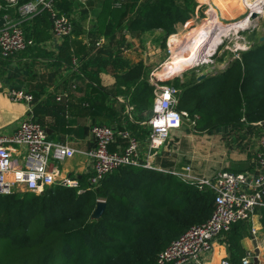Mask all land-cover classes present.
<instances>
[{
  "label": "trees",
  "instance_id": "1",
  "mask_svg": "<svg viewBox=\"0 0 264 264\" xmlns=\"http://www.w3.org/2000/svg\"><path fill=\"white\" fill-rule=\"evenodd\" d=\"M74 1L53 0L54 9L69 17L73 26L56 60L71 67L85 53L73 49L74 44L83 48L81 41L70 42L71 36H77ZM100 4L98 32L110 27L106 35L114 37L117 29L160 30L165 48L167 38L176 33L175 26L189 21L197 6L195 0H127L120 5L102 0ZM12 12L2 10L0 16L12 17ZM31 20L22 23L26 38L38 45L50 39V13L43 10ZM38 45L27 50H43ZM15 56L0 60L8 62ZM145 72L139 62L116 76L119 86L136 90L130 101L138 110L149 109L154 100V87ZM186 72L182 80L175 75L163 84L177 90L176 109L187 113L195 132L264 125V41L240 52L222 72L203 80L197 81L193 73L187 77ZM34 120L44 125L43 119ZM99 200L106 206L95 220L91 215ZM213 208L211 190L130 166L105 176L96 188L81 177L77 187L55 185L40 195H0V264H156L161 251L190 227L207 221ZM246 223L238 222L224 234L229 264H242L240 240L246 234ZM260 223L264 230V208Z\"/></svg>",
  "mask_w": 264,
  "mask_h": 264
},
{
  "label": "crops",
  "instance_id": "2",
  "mask_svg": "<svg viewBox=\"0 0 264 264\" xmlns=\"http://www.w3.org/2000/svg\"><path fill=\"white\" fill-rule=\"evenodd\" d=\"M101 1L91 0L85 5L73 2L74 30L77 36H71L70 42L81 41L83 48L73 43V49H83L85 53L79 54L78 61L73 60L75 65L72 67L56 60L64 39L55 41L52 37L43 41V47H39L43 50L21 52L8 62L0 60V131L11 133L20 120L31 117L33 120L43 119L44 125L39 124L45 129L50 141L80 150L93 147L91 128L94 125L128 131L141 144L144 143L149 131L147 120L151 115L153 102L149 109L138 110L130 101L136 90L131 87L127 91L124 86H119L116 76L141 62L146 70V80L150 82L156 76L154 70H157L150 71L149 65H156L155 68L163 65L165 56L168 55V39L178 36L182 28H187L202 15L208 18L211 11L216 10L212 6L217 7L219 2L195 0L197 6L191 19L175 26L176 33L167 38L165 48L160 30L141 33L117 29L114 37L106 35L110 32V27L98 32L96 18L101 12ZM10 9H13L10 18L18 21L21 27L24 21H32V17L23 19L15 7ZM3 16H0V21ZM158 77L162 78L161 75ZM179 78L182 80L183 74ZM11 90H23L32 95L33 101L29 106L26 103L12 102L8 95ZM57 97H61V100L57 101ZM263 132L264 125L261 123L220 127L207 133H197L194 129L175 130L171 133L169 144L160 149L152 159L153 164L175 172L188 166L196 178L213 179L221 171L255 173L258 141ZM123 146V142L117 139L109 150L121 151ZM146 155L147 151L143 149L142 158ZM51 164L59 169L61 177L77 181L81 177H87L88 182L93 174L92 161L81 154L62 163ZM263 208L264 206L259 207L252 220L245 224L247 231L240 240L244 249L243 257L249 250H258L257 264H264V230L260 223ZM251 227L256 231L255 240L251 235ZM224 237L215 241L212 252L201 259V264H219L222 259L228 258V246Z\"/></svg>",
  "mask_w": 264,
  "mask_h": 264
},
{
  "label": "built area",
  "instance_id": "3",
  "mask_svg": "<svg viewBox=\"0 0 264 264\" xmlns=\"http://www.w3.org/2000/svg\"><path fill=\"white\" fill-rule=\"evenodd\" d=\"M76 1L85 5L90 0ZM112 1L120 5L127 0ZM12 7L17 9V13L23 19L47 10L52 19L51 37L55 41L63 40L73 31L70 18L54 9L53 0H30L24 3H21V0H3L0 11ZM2 19L4 23L0 26L1 59L12 57L38 45L33 39L26 38L21 24L12 20L10 15H4ZM38 46L43 47V44ZM167 53L171 57L172 50L169 45ZM164 80L153 77L150 81L154 87V101L151 115L147 120L148 135L142 144L128 131L94 125L91 128L93 147L89 150H80L67 144L50 141L45 129L31 117L20 120L11 133L0 131V195L25 192L40 195L45 189L55 185L77 187L76 179L61 177L59 169L51 163H62L78 154L92 161L93 174L88 184L93 188L98 187L105 176L126 166L174 175L184 182L197 186L198 189L211 190L214 194V208L207 221L190 227L161 251L156 264H201V259L212 252L216 240L221 239L234 224L250 222L255 211L264 206V132L258 141L255 173L236 174L221 171L211 179L194 177L188 166L180 172L156 167L152 159L160 149L169 144L172 131L179 130L182 121L188 118L187 113L176 109L177 90L163 84ZM8 95L12 102L26 103L28 106L33 101L32 95L23 90H11ZM56 100H61V97H57ZM192 124L194 125V122ZM117 139L123 142L121 151L109 150ZM143 149L147 151L144 158ZM250 230L255 240L256 231L253 227ZM255 256L254 249L247 251L241 259L242 264H252ZM219 264H229L227 257Z\"/></svg>",
  "mask_w": 264,
  "mask_h": 264
},
{
  "label": "rangeland",
  "instance_id": "4",
  "mask_svg": "<svg viewBox=\"0 0 264 264\" xmlns=\"http://www.w3.org/2000/svg\"><path fill=\"white\" fill-rule=\"evenodd\" d=\"M222 4L218 3L217 7L212 6V9H216L218 12V20L215 22L216 31L212 35L210 42L207 43V48L213 46L211 45L214 40L213 38H216V36L221 37L219 38V43L214 45L215 47L211 49V52L203 54L202 61L185 66L182 71L177 72L176 74H168L166 71H164L165 64L172 62L173 58L181 55V53H187V47H189V41H191L193 31L204 28L207 23L214 21V15L217 12H213V10L209 14L210 16L208 18L203 16L201 13L202 16L199 17V19L193 21L187 28H182L179 31L177 35L180 36L178 38H171V40L168 41L172 50V55L171 57H169V55L165 56L163 61V64L165 63L163 69L161 67L162 64H160L157 68H155L156 65H149L150 71L154 69L157 70H154V75H156V78L164 80L158 77L159 75L162 77L167 76V79H171L170 77L175 75L180 77V75L185 71H187V77L191 75L190 73H193L194 75H197V77L204 75L206 78L208 75L223 71L231 63V61L239 56L240 52L248 50L253 44L264 41V3L260 10H252L251 7L240 9L237 7H226L227 9H225L223 8L225 5ZM254 12L259 14L255 15ZM245 18L249 19V25L235 27V25L241 26V21ZM221 31L223 33H221ZM261 38H263L262 41L260 40ZM181 127L182 128L180 129L182 130L193 129V125L189 119H184L183 125H181Z\"/></svg>",
  "mask_w": 264,
  "mask_h": 264
},
{
  "label": "bare ground",
  "instance_id": "5",
  "mask_svg": "<svg viewBox=\"0 0 264 264\" xmlns=\"http://www.w3.org/2000/svg\"><path fill=\"white\" fill-rule=\"evenodd\" d=\"M214 1H218L221 4L223 3L225 5L223 8L225 9H227L226 7H230V8L237 7L239 9L251 7L252 10H260L261 6L264 3V0H214ZM214 11L217 12L216 10H213V12ZM254 13L259 14L257 12ZM214 16L215 17L213 22L207 23L204 28L196 30L193 33L191 37V41H189V47H187V53L186 54L184 53L185 55L181 53V55L174 57L172 62L165 64V66L163 65L164 71H166L168 74H176L177 72L182 71L185 66H189L195 64L198 61H202L203 54L211 52V49L215 47L214 45H217L219 43L220 41L219 38L221 37V36L220 37L216 36V38H213L214 40L211 43V45L213 46L207 48V43L210 42V40L212 39L211 38L212 35L216 31L215 22L217 20L218 12L215 13ZM249 23H250L249 19L245 18L241 21L240 24L241 26L235 25V27H242L245 25H249ZM221 33L223 32L221 31ZM176 37L178 38L179 36H173L172 39ZM169 40L171 39H168V41Z\"/></svg>",
  "mask_w": 264,
  "mask_h": 264
},
{
  "label": "water",
  "instance_id": "6",
  "mask_svg": "<svg viewBox=\"0 0 264 264\" xmlns=\"http://www.w3.org/2000/svg\"><path fill=\"white\" fill-rule=\"evenodd\" d=\"M255 15H253V16H255ZM3 22H4L3 20L0 21V26L2 25ZM260 40L262 41L263 38H261ZM204 78H205L204 75H202L200 77H197V81L203 80ZM105 206H106V204H105L104 201H97L96 207H95V209H94V211H93V213L91 215V218L95 219V220L99 219L101 217L104 209H105ZM254 246H255V244H254ZM255 255L256 256L253 259V263L257 264L258 263V259H257L258 250L257 249H255Z\"/></svg>",
  "mask_w": 264,
  "mask_h": 264
}]
</instances>
